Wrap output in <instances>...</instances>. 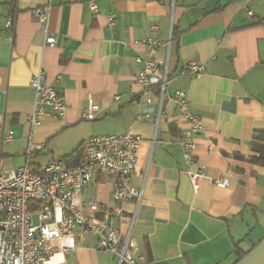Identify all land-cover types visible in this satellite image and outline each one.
I'll use <instances>...</instances> for the list:
<instances>
[{
	"label": "crops",
	"instance_id": "crops-1",
	"mask_svg": "<svg viewBox=\"0 0 264 264\" xmlns=\"http://www.w3.org/2000/svg\"><path fill=\"white\" fill-rule=\"evenodd\" d=\"M45 1L0 0V125L15 134L0 142V171L15 170L26 160L35 169L57 159L73 167L82 148L69 155L84 139L130 131L141 137L131 177L141 200L137 206L125 203V214L135 217L121 232L130 231L143 264H234L237 247L247 250L264 235V166L246 159L253 154V132L264 128L263 21L246 15L250 5L244 0H95L96 13L87 0H52L48 31L56 43L48 45L43 26L30 13ZM108 13L115 16L113 29L107 27ZM9 17L15 21L12 41L5 28ZM169 35L172 81L162 113L137 120L142 63L136 57L160 65L167 57L166 47L150 54L141 41ZM189 61L204 64L203 72L185 74ZM39 70L63 94L66 111L64 118L45 116L31 129L29 82ZM175 89L184 90L203 127L190 164L183 157ZM89 108L94 118L85 120L82 112ZM30 140L39 148L26 158ZM200 165L205 177L195 194L188 172ZM227 170L228 184H215ZM111 181L100 174L82 189L99 203L83 204L86 212L96 216L111 204ZM51 243L46 264H116L86 233Z\"/></svg>",
	"mask_w": 264,
	"mask_h": 264
},
{
	"label": "built area",
	"instance_id": "built-area-1",
	"mask_svg": "<svg viewBox=\"0 0 264 264\" xmlns=\"http://www.w3.org/2000/svg\"><path fill=\"white\" fill-rule=\"evenodd\" d=\"M87 5L93 13L97 12L95 0H87ZM51 8L52 0H46L43 5L30 10L32 18L43 26L44 42L48 45L56 43L48 31ZM245 13L254 18L249 6H245ZM106 21L109 29L115 27L113 13L106 15ZM14 26V18L9 17L5 28L11 30V41ZM141 43L150 54L166 47L167 57L165 65L151 58L136 57L142 63V69L136 76L141 92L134 100L138 106L136 119L140 121L151 115L160 117L166 89L172 81L167 66L171 35L167 39L147 36ZM203 70L204 64L189 61L184 73L194 76ZM29 84L34 93L33 109L27 118L31 129L40 125L45 116L65 117V98L45 82L42 70L30 79ZM153 93L156 94L155 100ZM174 99L177 115L184 124L181 140L183 157L190 164L196 150L195 136L203 127L191 112L183 89L174 90ZM82 118L93 119V109H85ZM14 137L13 131L4 133L0 125V142ZM140 142L141 137L130 131L118 135L90 136L83 140L82 157L73 167H67L63 160L57 159L35 169L26 160L15 170L0 171V264H46L54 249L53 240L72 239L79 232L93 236L97 249L115 256L116 264H143L145 258L138 254V246L130 231L125 234L121 232V226L125 224L131 227L135 217L134 213L125 214V203L133 202L137 206L141 200V190L131 182ZM35 148H39V145L30 140L23 151L26 158ZM203 169L204 166L200 165L196 171L188 172L195 194L205 177ZM100 174L112 178L111 204L95 216L86 212L83 204L98 207L99 203L92 195H84L82 189ZM231 174L227 170L214 178L213 182L227 185Z\"/></svg>",
	"mask_w": 264,
	"mask_h": 264
},
{
	"label": "trees",
	"instance_id": "trees-1",
	"mask_svg": "<svg viewBox=\"0 0 264 264\" xmlns=\"http://www.w3.org/2000/svg\"><path fill=\"white\" fill-rule=\"evenodd\" d=\"M173 35V34H172ZM77 147L69 156H73L76 152H78L79 148ZM250 149L252 151V155H250L247 159L250 163L264 166V128L255 130L253 132L251 142H250ZM237 158H243L241 156H236ZM254 245H252L247 250H242L237 247V260L241 259Z\"/></svg>",
	"mask_w": 264,
	"mask_h": 264
},
{
	"label": "water",
	"instance_id": "water-1",
	"mask_svg": "<svg viewBox=\"0 0 264 264\" xmlns=\"http://www.w3.org/2000/svg\"><path fill=\"white\" fill-rule=\"evenodd\" d=\"M234 264H264V235L263 237Z\"/></svg>",
	"mask_w": 264,
	"mask_h": 264
},
{
	"label": "rangeland",
	"instance_id": "rangeland-1",
	"mask_svg": "<svg viewBox=\"0 0 264 264\" xmlns=\"http://www.w3.org/2000/svg\"><path fill=\"white\" fill-rule=\"evenodd\" d=\"M244 2L250 5L252 11L263 21L264 24V0H244ZM34 221L36 222V217L34 218ZM253 238L254 237L252 236L251 240H253Z\"/></svg>",
	"mask_w": 264,
	"mask_h": 264
}]
</instances>
